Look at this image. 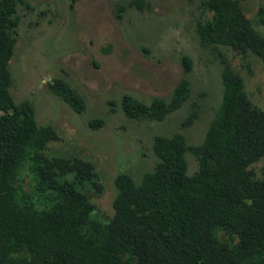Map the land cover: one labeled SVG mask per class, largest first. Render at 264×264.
Wrapping results in <instances>:
<instances>
[{"label":"trees","instance_id":"obj_1","mask_svg":"<svg viewBox=\"0 0 264 264\" xmlns=\"http://www.w3.org/2000/svg\"><path fill=\"white\" fill-rule=\"evenodd\" d=\"M242 1L248 0H200L209 16L196 23L199 42L251 53L264 64V31L254 24L264 28V6L251 19ZM19 6L31 8L27 0H0V264H264V111L230 63L221 60V102L202 141L155 134V166L139 184L117 173L114 215L100 218L87 195L103 192L96 164L48 153L57 131L39 126L32 101L16 102L10 92ZM181 60L188 73L192 59ZM47 85L84 111L83 96L63 78ZM190 95L184 76L168 99L144 103L125 93L120 105L127 118L162 121ZM89 124L98 128L104 120ZM188 153L198 163L192 174Z\"/></svg>","mask_w":264,"mask_h":264},{"label":"rangeland","instance_id":"obj_2","mask_svg":"<svg viewBox=\"0 0 264 264\" xmlns=\"http://www.w3.org/2000/svg\"><path fill=\"white\" fill-rule=\"evenodd\" d=\"M18 7L20 23L13 56L10 92L16 102L29 99L39 126L51 125L59 138L48 153L77 154L92 160L103 184L100 195L87 191L95 215H114V177L130 174L139 184L157 162L152 149L155 134L181 132L190 144L199 143L221 102V60L226 59L243 78L247 96L264 111V64L255 55L229 47L201 46L196 23L209 16L200 0H27ZM124 5L121 17L118 6ZM255 19L264 1H242ZM255 27L264 28L254 23ZM192 59L184 72L182 56ZM190 80L191 95L162 120L127 118L120 105L129 93L144 103L168 99L179 80ZM63 78L84 98L78 113L48 88ZM197 116L187 123L190 113ZM102 118L92 128L89 121ZM188 173L198 168L188 153Z\"/></svg>","mask_w":264,"mask_h":264}]
</instances>
